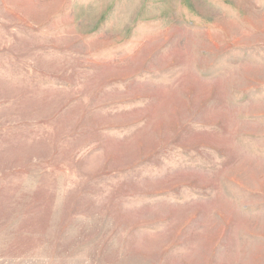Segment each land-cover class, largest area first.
<instances>
[{"label": "rangeland", "instance_id": "374dc122", "mask_svg": "<svg viewBox=\"0 0 264 264\" xmlns=\"http://www.w3.org/2000/svg\"><path fill=\"white\" fill-rule=\"evenodd\" d=\"M0 264H264V0H0Z\"/></svg>", "mask_w": 264, "mask_h": 264}]
</instances>
